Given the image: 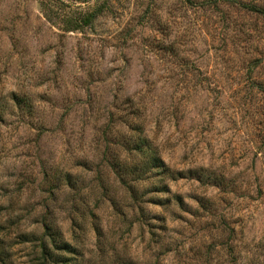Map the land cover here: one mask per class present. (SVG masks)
Wrapping results in <instances>:
<instances>
[{
	"label": "rangeland",
	"instance_id": "1",
	"mask_svg": "<svg viewBox=\"0 0 264 264\" xmlns=\"http://www.w3.org/2000/svg\"><path fill=\"white\" fill-rule=\"evenodd\" d=\"M263 89L264 0H0V264H264Z\"/></svg>",
	"mask_w": 264,
	"mask_h": 264
},
{
	"label": "trees",
	"instance_id": "2",
	"mask_svg": "<svg viewBox=\"0 0 264 264\" xmlns=\"http://www.w3.org/2000/svg\"><path fill=\"white\" fill-rule=\"evenodd\" d=\"M255 11H258V10H260L259 8H257V7H255V9H254ZM264 90V89H263Z\"/></svg>",
	"mask_w": 264,
	"mask_h": 264
}]
</instances>
